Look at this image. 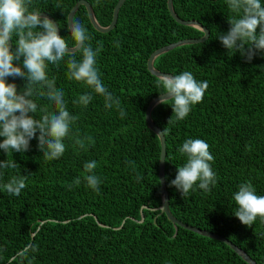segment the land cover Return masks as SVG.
I'll list each match as a JSON object with an SVG mask.
<instances>
[{
    "label": "trees",
    "instance_id": "obj_1",
    "mask_svg": "<svg viewBox=\"0 0 264 264\" xmlns=\"http://www.w3.org/2000/svg\"><path fill=\"white\" fill-rule=\"evenodd\" d=\"M79 1L31 0L30 10L51 17L72 48L67 19ZM84 1L99 26L108 27L119 0ZM172 5L179 19L201 24L209 36L204 43L157 57L153 67L171 76L190 71L209 87L184 120H175L171 102L151 112L161 133L165 129L169 211L177 221L222 236L256 264H264V222L257 217L251 227L243 225L234 215L233 199L245 182L264 195V53L248 62L223 47L217 37L229 30L233 15L226 0H172ZM122 6L107 33L93 28L83 6L73 20L87 28L94 50L102 43L97 57L101 79L120 98L126 115L121 118L117 109H105L103 98L95 94L87 108L74 104L90 89L68 78L67 57L59 67L49 65V78L55 77L67 109L78 116L74 132L91 136L94 143L86 142L81 149L65 139L64 155L52 161L44 158L37 139L23 153L7 155L0 149V161L18 164L0 169V264H247L228 245L179 227L158 210L161 149L145 113L163 89L156 86L158 78L148 71L147 61L156 50L199 39L203 33L177 23L167 0H126ZM11 45L14 49V41ZM76 58L81 59L79 52ZM8 82L16 83L18 90L25 83L12 77ZM34 99L40 108L55 110L46 97ZM41 115L38 110L37 118ZM189 138L209 145L217 183L210 192L197 186L183 198L170 182L186 162L179 148ZM92 160L97 161L94 171L101 180L98 192L84 180V164ZM20 175H26L27 186L19 196L10 195L3 185Z\"/></svg>",
    "mask_w": 264,
    "mask_h": 264
},
{
    "label": "clouds",
    "instance_id": "obj_2",
    "mask_svg": "<svg viewBox=\"0 0 264 264\" xmlns=\"http://www.w3.org/2000/svg\"><path fill=\"white\" fill-rule=\"evenodd\" d=\"M30 4L31 0H0V137L4 138L0 149L7 155L23 153L29 150L30 141L37 139L44 158L52 161L64 155L65 139L74 140L81 149L86 147V142L94 141L91 136L80 137L74 132L78 116L67 109L64 91L56 87L55 77L49 78V65L59 67L67 57L68 78L90 89L74 100V104L87 108L95 94L103 98L105 109H117L121 118L126 112L121 108L120 98L110 92L101 79L97 57L102 43L98 42L94 50L87 28L78 20H72L68 28L74 48H69L65 38L58 34L57 24L41 16V11L30 10ZM226 4L233 14L228 19L230 28L217 38L228 53L239 52L251 62L258 52L264 53V0H226ZM10 41H14V49ZM76 52L81 59L76 58ZM9 77L23 79V88L18 90L16 83H9ZM156 86L163 89L160 103L169 105L171 102L175 120L181 121L193 106L203 101L209 84L206 80L197 81L190 71H183L174 76H160ZM36 96L46 97L55 110L40 108L34 99ZM38 110L42 113L40 118H37ZM179 152L186 157V162L177 167L170 186L183 198L197 186L210 192L217 183V175L212 168L214 157L209 145L202 139L189 138ZM17 166L15 161H0V169ZM96 168L97 161L86 162L84 180L89 188L98 192L101 180L95 174ZM3 174L0 172V176ZM26 186V175L12 176L3 185L7 193L14 196H19ZM233 199L237 205L234 215L243 225L251 227L257 217L264 222V195H257L251 182L241 183Z\"/></svg>",
    "mask_w": 264,
    "mask_h": 264
},
{
    "label": "water",
    "instance_id": "obj_3",
    "mask_svg": "<svg viewBox=\"0 0 264 264\" xmlns=\"http://www.w3.org/2000/svg\"><path fill=\"white\" fill-rule=\"evenodd\" d=\"M126 0H119L113 10V17H112V21L110 23V25L106 28H102L99 26V24L97 23L96 19H95V16H94V13H93V10L91 8V6L84 0H80L70 11L69 15H68V19H67V22H68V25L71 23V21L73 20V17L74 15L76 14V12L78 11V9L83 6L85 7L86 11H87V14H88V18H89V21L90 23L92 24L93 28L100 32V33H107L109 31H111L116 23H117V18H118V13H119V10L121 8V6L124 4ZM167 9H168V12L170 14V16L179 24L183 25V26H188V27H193V28H196L198 29L199 31H201L203 33V36L199 39H187V40H181L179 42H176V43H173V44H170L168 46H165V47H162L158 50H156L148 59L147 61V68H148V71L154 75L155 77L159 78L160 76H163V75H169V74H164V73H160V72H157L154 67H153V62L154 60L177 48V47H181V46H186V45H193V44H199V43H204L207 39H208V36H209V32L199 23L195 22V21H183L181 19H179L174 10H173V5H172V0H167ZM41 16H47L45 14H41ZM49 19H51L53 22L54 20L47 16ZM55 23V22H54ZM69 29V28H68ZM205 32V35H204V32ZM58 34L60 35L59 33V29H58ZM10 45H11V41H10ZM12 46V45H11ZM74 48V47H72ZM171 76V75H169ZM160 96H158L157 98H155L148 106L147 110H146V113H145V122L148 126V128L158 137L159 139V142H160V149H161V153H160V161H159V170H158V177H159V181H160V190H161V199H162V204H161V207H159V211L161 214L165 215L169 221H171L173 224L179 226V227H182L190 232H193L195 234H198L202 237H205V238H209L211 240H216V241H219L223 244H226L228 245L238 256H240L242 258L243 261H245L247 264H256L253 260H251L247 254L238 249L235 245H233L231 242H229L227 239H225L224 237L222 236H219L217 234H213V233H210V232H207V231H204V230H200L198 228H194V227H191V226H188L186 224H183L179 221H177L170 213L169 211V207H168V194H167V190H166V186H165V181H164V161H165V147H166V143H165V138L163 136V134L161 133V131L159 130V128L153 123L152 119H151V112L152 110L160 104ZM143 220V217L141 219V221ZM124 222L122 223V225L120 226V228L123 226ZM119 228V229H120Z\"/></svg>",
    "mask_w": 264,
    "mask_h": 264
},
{
    "label": "bare ground",
    "instance_id": "obj_4",
    "mask_svg": "<svg viewBox=\"0 0 264 264\" xmlns=\"http://www.w3.org/2000/svg\"><path fill=\"white\" fill-rule=\"evenodd\" d=\"M123 7V6H122ZM166 172V171H165ZM166 178V177H165Z\"/></svg>",
    "mask_w": 264,
    "mask_h": 264
},
{
    "label": "rangeland",
    "instance_id": "obj_5",
    "mask_svg": "<svg viewBox=\"0 0 264 264\" xmlns=\"http://www.w3.org/2000/svg\"><path fill=\"white\" fill-rule=\"evenodd\" d=\"M164 181H165V179H164ZM161 207V206H160Z\"/></svg>",
    "mask_w": 264,
    "mask_h": 264
}]
</instances>
